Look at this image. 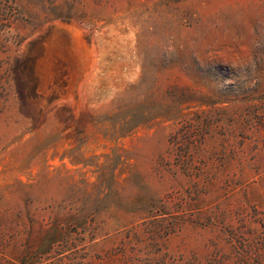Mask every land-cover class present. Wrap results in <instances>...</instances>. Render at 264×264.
Masks as SVG:
<instances>
[{"label": "rangeland", "instance_id": "1", "mask_svg": "<svg viewBox=\"0 0 264 264\" xmlns=\"http://www.w3.org/2000/svg\"><path fill=\"white\" fill-rule=\"evenodd\" d=\"M0 264H264V0H0Z\"/></svg>", "mask_w": 264, "mask_h": 264}]
</instances>
